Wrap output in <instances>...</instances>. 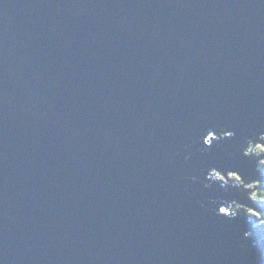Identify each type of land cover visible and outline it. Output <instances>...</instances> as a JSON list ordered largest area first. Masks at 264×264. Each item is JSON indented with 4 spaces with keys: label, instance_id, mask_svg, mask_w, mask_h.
Listing matches in <instances>:
<instances>
[{
    "label": "water",
    "instance_id": "water-1",
    "mask_svg": "<svg viewBox=\"0 0 264 264\" xmlns=\"http://www.w3.org/2000/svg\"><path fill=\"white\" fill-rule=\"evenodd\" d=\"M249 129L264 0H0V264H262Z\"/></svg>",
    "mask_w": 264,
    "mask_h": 264
},
{
    "label": "clouds",
    "instance_id": "clouds-1",
    "mask_svg": "<svg viewBox=\"0 0 264 264\" xmlns=\"http://www.w3.org/2000/svg\"><path fill=\"white\" fill-rule=\"evenodd\" d=\"M221 128L225 129L224 127ZM233 133H234L233 131L229 132L228 136H232ZM229 147L232 149V151L229 152L230 157L234 155L236 151L242 150L243 155L245 157H249L255 161L252 174L249 176H244L243 179H241V177L237 175L235 172L229 173V176L236 181V184L233 185V187L239 189L240 186H242L243 190L241 191V193L245 195L248 198V200L252 202L258 201L261 202L259 204H264V182H262L260 176L257 175V173L264 172V132L257 134L253 132L251 129H249V135L244 137L241 143L232 144L229 145ZM211 176L219 181L223 179V177L220 176V173L215 171L211 172ZM254 209L256 208L252 207L246 210L247 212L251 213L248 216L257 218L256 219L257 223L254 225L255 227L264 228V219H260L261 213L264 212L262 211L257 212ZM223 211H227V210L221 209L218 211V213L221 214ZM244 215H245V211L241 210L240 205L231 204L230 214L227 217L231 219V218L241 217ZM252 235L253 233L251 231L245 232L241 235L240 241L242 240L246 241L250 237H252ZM239 246L241 248L247 247L245 244L242 247L241 243H239Z\"/></svg>",
    "mask_w": 264,
    "mask_h": 264
},
{
    "label": "rangeland",
    "instance_id": "rangeland-1",
    "mask_svg": "<svg viewBox=\"0 0 264 264\" xmlns=\"http://www.w3.org/2000/svg\"><path fill=\"white\" fill-rule=\"evenodd\" d=\"M260 174H262L263 176H264V172H261ZM262 182H264L263 180H262ZM254 203L255 204H257V205H260V206H262L263 207V204H259V203H261V202H258V201H254ZM238 205H240V207H241V209H250V208H252V207H250V205H245V204H241V203H238ZM264 208V207H263ZM221 209H226L225 207H221ZM255 211H257V212H259V211H261V209H258V208H256V209H254ZM262 212H264V211H262ZM246 216H247V218H248V220H249V222L251 223V227H253V228H255V231H258V237L260 238V240L262 241L263 240V238H264V233H262L261 231H263V228H259V227H255L254 225L257 223V221H256V217H254V220H252V217H249L248 215L249 214H251V213H249V212H247L246 211ZM262 214V213H261ZM260 219H263V217H262V215L260 216ZM264 232V231H263ZM259 264V263H258ZM262 264H264V262L262 263Z\"/></svg>",
    "mask_w": 264,
    "mask_h": 264
},
{
    "label": "trees",
    "instance_id": "trees-1",
    "mask_svg": "<svg viewBox=\"0 0 264 264\" xmlns=\"http://www.w3.org/2000/svg\"><path fill=\"white\" fill-rule=\"evenodd\" d=\"M263 207H264V204H263ZM226 210H228V213L230 214L231 205L228 206V207L226 208ZM241 210L243 211V209H241ZM229 214H228V215H229ZM261 215H262V217H263V219H264V213H262ZM252 218H253V220H254V217H252ZM263 231H264V228H263ZM263 231H262V232H263ZM252 236H253V235H252ZM263 239H264V238H263Z\"/></svg>",
    "mask_w": 264,
    "mask_h": 264
},
{
    "label": "bare ground",
    "instance_id": "bare-ground-1",
    "mask_svg": "<svg viewBox=\"0 0 264 264\" xmlns=\"http://www.w3.org/2000/svg\"><path fill=\"white\" fill-rule=\"evenodd\" d=\"M223 207H225V208H227L226 206H223ZM228 211V210H227ZM229 213H226V215H228ZM252 220H253V218H252ZM262 242H263V244H264V239L262 240Z\"/></svg>",
    "mask_w": 264,
    "mask_h": 264
}]
</instances>
